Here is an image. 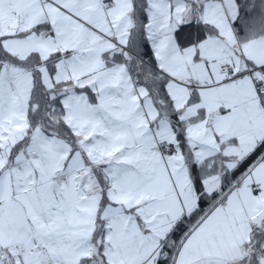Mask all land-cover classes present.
<instances>
[{
	"label": "snow or ice",
	"instance_id": "1",
	"mask_svg": "<svg viewBox=\"0 0 264 264\" xmlns=\"http://www.w3.org/2000/svg\"><path fill=\"white\" fill-rule=\"evenodd\" d=\"M0 264H264V0H0Z\"/></svg>",
	"mask_w": 264,
	"mask_h": 264
}]
</instances>
